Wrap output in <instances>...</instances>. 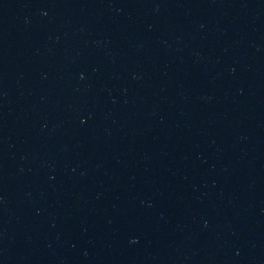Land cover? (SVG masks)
Returning <instances> with one entry per match:
<instances>
[{
  "label": "water",
  "instance_id": "1",
  "mask_svg": "<svg viewBox=\"0 0 264 264\" xmlns=\"http://www.w3.org/2000/svg\"><path fill=\"white\" fill-rule=\"evenodd\" d=\"M0 264H264V0H0Z\"/></svg>",
  "mask_w": 264,
  "mask_h": 264
}]
</instances>
